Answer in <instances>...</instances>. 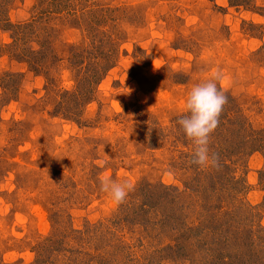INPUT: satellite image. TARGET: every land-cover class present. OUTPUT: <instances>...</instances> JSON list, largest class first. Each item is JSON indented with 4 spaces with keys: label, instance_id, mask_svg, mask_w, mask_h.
<instances>
[{
    "label": "rangeland",
    "instance_id": "rangeland-1",
    "mask_svg": "<svg viewBox=\"0 0 264 264\" xmlns=\"http://www.w3.org/2000/svg\"><path fill=\"white\" fill-rule=\"evenodd\" d=\"M41 1H17L8 19L32 22ZM62 3L48 0L31 34L0 29V262L33 264L53 236L54 264H264V0H77L82 23ZM91 6L104 19L89 13L90 23ZM217 70L219 124L238 147L229 157L226 135L210 134V157L234 176L229 214L211 218L201 208L212 201L179 196L197 177L177 121L191 88ZM61 102L81 123L58 113ZM104 177L134 187L117 204Z\"/></svg>",
    "mask_w": 264,
    "mask_h": 264
},
{
    "label": "trees",
    "instance_id": "trees-1",
    "mask_svg": "<svg viewBox=\"0 0 264 264\" xmlns=\"http://www.w3.org/2000/svg\"><path fill=\"white\" fill-rule=\"evenodd\" d=\"M17 1L20 0H0V29L7 31L9 33H11L12 35L16 32V33H32L33 32V28H36V24H39L35 21H37L38 19L42 18V20H46L48 17V0H42V4L44 5L43 11L38 13L36 16H34L33 21L32 22H28L25 23L23 25H19L16 26L15 24H12V22L8 19V13L9 10L11 9V6H13ZM63 1V5L64 7H67V9H70L72 6L75 9H70L69 13L72 14L74 17L72 18L74 22L77 19V23H79L80 21H82L81 19H83V16L78 15V9H77V0H62ZM232 3H236L235 1H232ZM239 3L237 2V4H235V6H238ZM67 10H61L59 11V13H65ZM89 13L92 14L94 17V23L97 21L99 22V18L104 19L103 18V12H94V9L91 7H89L88 9H85V12H83L84 17L87 18L89 20L90 23L94 24L93 22H91V20L89 19ZM82 14V15H83ZM106 19V18H105ZM80 20V21H79ZM76 22V21H75ZM82 23V22H80ZM23 30V31H22ZM13 39V38H11ZM19 40V38H17ZM12 44L11 46L14 47L15 46V40H12ZM10 46V47H11ZM18 46H21L20 44H18ZM41 48V46H40ZM39 48V49H40ZM28 54L30 55V57L32 55H34V57H39L40 59L44 60L45 58L40 57V50H38V52H36V50H31L30 52H28ZM27 59V58H25ZM67 93V92H66ZM79 99L80 95L79 93L76 95L74 94L72 99ZM61 106V110H59L58 113H61L62 115H64L63 118H66L68 120H72L73 122L76 123H81L82 118L81 116L78 114V110L77 109H70V112H66V108L64 106V104L61 102L59 104ZM64 106V107H63ZM54 117H58L57 113L52 114ZM238 122V121H237ZM239 123V122H238ZM221 124H219V130L218 131H214L211 133V136H214L215 139H218V137L221 134H225L226 138L225 140H228V154L229 157L233 155V153H235V147H238V144H234V137L235 136V132H234V128L230 129L231 127H224V131L222 129L223 125H227V124H222V126L220 127ZM240 125V124H239ZM242 126V124H241ZM243 129V128H242ZM247 129V128H246ZM244 143H249V137H247V135H244L242 138ZM233 143V144H232ZM253 144H255V142H252ZM246 144H240V148L242 149L241 152H246L244 150L248 149V147H245ZM249 150H251L249 148ZM240 152V153H241ZM191 159L194 161V157H191ZM230 169H233L232 167H230L228 164L222 162V161H218L216 160V164L212 165V166H201L198 165L196 163H194V176L197 177V179L194 180V183L191 185L189 184V182H187V184L190 185V187H188L186 190H182L181 192L179 191V196H181V198L186 197V199H192V195L196 196H200L201 198L203 197V201L205 202L207 199L209 201H212L208 206H203L201 208L202 211V215H204L205 213V217H211V218H217L219 215H228V212H224L225 209H223L221 207V204L223 203V201H226L228 199H234L232 195V192L229 190V186L228 184L231 182V179L229 176H233L231 175V171H229ZM220 170H225L227 173H229V175H227V173H223V174H218V172ZM211 171V173H209ZM262 175V183L264 185V171L261 173ZM234 177V176H233ZM191 180V179H190ZM207 181H210V185H207L208 183H206ZM213 184V185H212ZM225 185V186H224ZM214 186H221V188H215ZM193 189V190H192ZM183 194V197H182ZM206 197V198H204ZM196 199V197H195ZM216 202V203H215ZM193 204H196L195 202ZM190 205V206H189ZM188 207H191L192 204L189 203ZM147 206H144V212ZM140 208V207H139ZM192 208V207H191ZM238 208V207H237ZM239 208L246 209V205L242 204V206H239ZM147 212V211H146ZM145 212V213H146ZM228 213V214H227ZM146 219V222H144L145 226H150L151 225V229L152 232L156 231V222L154 220H151V217L148 216L144 218V221ZM168 219V218H167ZM154 221V222H153ZM155 224V225H154ZM136 226V224H133V226ZM207 227V226H206ZM109 231L106 232V234H108L111 230V228H108ZM236 230L231 229L230 232H233ZM60 236H62L63 238H65L64 234H60ZM186 238V237H185ZM180 248H182L187 254H189L190 252V244L186 241V240H177ZM224 242V240H223ZM226 243H229V241H225ZM212 242H209L207 244H210ZM61 244V245H60ZM62 246V241H60L59 237H50L49 239H45V240H41L39 241L38 245H37V256H36V260L33 264H54V262H52V259H50V254H55L58 252L59 247ZM110 245V244H109ZM173 247L171 246L170 249H172ZM124 251H130V247H123ZM101 251V250H100ZM98 251V252H100ZM104 251V250H103ZM106 253L107 250H105ZM179 253V251H177ZM109 254V253H108ZM89 255V254H88ZM219 256H222L223 254L218 253ZM87 256V254L85 255ZM185 256V254H184ZM215 256V255H214ZM98 259L99 257L96 256ZM94 256L89 255V259L86 262L80 263V264H95V260L97 259ZM228 259V258H226ZM226 261V260H225ZM1 264H4L3 262H0ZM68 264H74L72 262H69ZM76 264V263H75Z\"/></svg>",
    "mask_w": 264,
    "mask_h": 264
},
{
    "label": "clouds",
    "instance_id": "clouds-1",
    "mask_svg": "<svg viewBox=\"0 0 264 264\" xmlns=\"http://www.w3.org/2000/svg\"><path fill=\"white\" fill-rule=\"evenodd\" d=\"M221 78V70H217L213 72L211 79L194 85L184 102L187 115L177 121L194 144V163L201 166L216 164V160L209 155L208 145L210 134L219 126V117L227 103L226 95L216 83ZM133 187L131 183H117L108 177L101 180V191L107 193L117 204L125 200Z\"/></svg>",
    "mask_w": 264,
    "mask_h": 264
}]
</instances>
